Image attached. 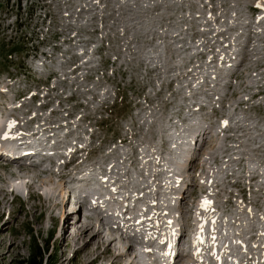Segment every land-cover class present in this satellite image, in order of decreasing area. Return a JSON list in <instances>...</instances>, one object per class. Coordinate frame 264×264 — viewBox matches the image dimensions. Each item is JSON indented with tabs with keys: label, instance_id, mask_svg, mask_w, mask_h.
I'll return each mask as SVG.
<instances>
[{
	"label": "rangeland",
	"instance_id": "1",
	"mask_svg": "<svg viewBox=\"0 0 264 264\" xmlns=\"http://www.w3.org/2000/svg\"><path fill=\"white\" fill-rule=\"evenodd\" d=\"M194 1L0 0V86L11 92L9 99L24 98L32 90L48 94L43 106L29 98L24 101L39 112L52 105L51 110H61L44 116L48 123L57 118L58 123L68 122L69 128L75 125L78 154L73 157L91 161V175L105 172L110 178H123L131 189L155 179V191L169 197L161 186L168 178L167 169L183 174L182 167L186 169L191 158L186 154L194 149L196 161L190 160L194 167L185 181L194 185L189 189L195 195L188 201L195 210L208 199L207 207L194 214L205 218V251L215 264L209 244L213 241L210 217L217 210L220 220L212 224L219 229V239L231 246L245 223L251 232L256 231L255 225H264V21L252 27V21H242L237 31L233 29L237 21L230 23L232 16L227 18L226 10L218 13L225 15L218 22L219 15L205 8L206 0ZM254 1L258 0H239L234 11L246 16L248 3L252 10ZM261 16L264 18V12ZM229 42L246 62L243 59V65L225 67L208 63L217 53L226 58ZM203 50L211 52L207 58ZM37 59H43L41 73L32 69ZM3 98L0 94V100ZM149 152L156 153L157 164L145 170L149 163H142L145 158L139 156ZM4 163L0 160V186L11 190L5 179L13 182L15 177ZM62 173L69 174V170ZM30 174L36 173H28L26 178L32 179ZM22 177L17 183L20 187L26 183L25 174ZM42 178L45 183L40 184L44 185L38 186V180L37 187L43 195L32 189L28 198L24 188L20 195L9 193L6 199L0 193V264H26L34 257L44 264H122L126 254L113 259L117 253L113 247L90 262L104 250L105 232L78 252L90 232L78 240L74 232L87 218L88 224L95 228L100 224L102 229L103 218L83 219L84 214L92 213L85 206L82 218L69 217L73 203L70 197L66 208L65 177L51 173ZM109 187L112 193L103 201L113 207L115 190ZM176 195L172 193V204ZM164 199L158 197L160 207L169 204ZM188 207L185 211L191 217L193 211ZM229 251L234 253L231 264H237V249Z\"/></svg>",
	"mask_w": 264,
	"mask_h": 264
},
{
	"label": "bare ground",
	"instance_id": "2",
	"mask_svg": "<svg viewBox=\"0 0 264 264\" xmlns=\"http://www.w3.org/2000/svg\"><path fill=\"white\" fill-rule=\"evenodd\" d=\"M194 1V0H193ZM203 1V0H202ZM205 1V0H204ZM215 1V0H214ZM251 1V0H250ZM175 2V1H174ZM195 2V1H194ZM206 3H207V0L205 1ZM236 2L238 3L239 2V0H218L216 3L215 2H212L213 3V5H211L212 3H210L209 5H211V7H210V10L212 11V12H216V13H220L221 14V12H222V8H223V10H226V12H225V14L227 15V10H229V12H230V10H234V7H235V5H236ZM254 2H257V1H254ZM178 3V2H177ZM196 3H199V2H196ZM201 3V2H200ZM204 3V2H203ZM175 4H176V2H175ZM208 4V3H207ZM261 4L262 5H264V3H262L261 2ZM180 5V4H179ZM186 5V4H185ZM199 5V4H198ZM251 4L250 3H248V5H247V8H249V6H250ZM262 5H260L261 7H263L264 8V6H262ZM176 6V5H175ZM177 6H178V4H177ZM200 6V5H199ZM206 6V5H205ZM182 7V6H181ZM252 7H253V9H252V11H256L257 12V10H255L254 8L256 7V8H259L258 7V5H252ZM205 8H207V7H205ZM176 9V8H175ZM180 9V8H179ZM178 9V10H179ZM201 9H202V7H201ZM250 9V8H249ZM177 10V12H179ZM181 10V9H180ZM251 10V9H250ZM264 10V9H263ZM176 12V13H177ZM190 12V11H189ZM182 13V12H181ZM204 13V12H203ZM203 13H201V14H203ZM178 14V13H177ZM176 14V15H177ZM200 14V13H199ZM235 14V13H234ZM183 15V14H182ZM214 15V14H213ZM225 16V15H224ZM223 16V17H224ZM173 17V16H172ZM229 16H227V18H228ZM226 18V19H227ZM244 18H245V16L243 15V14H240V13H236L234 16H232L228 21L230 22V23H232L233 21L234 22H236L237 20H239V22H237L236 24L237 25H235L234 27H233V29L234 30H240V28L242 27L241 25H239V24H241V22L242 21H244V22H246V21H252V18H250V20H244ZM219 19V18H218ZM215 20L216 21H218L217 20V17L215 18ZM236 20V21H235ZM242 20V21H241ZM223 20H221V21H219V22H222ZM225 21V20H224ZM264 21V18H263V16H261V17H259L258 19H257V21H254V23H253V26L255 25V23L256 24H259V23H261V22H263ZM174 22V21H173ZM226 23V22H225ZM173 24V23H172ZM175 24V23H174ZM233 24V23H232ZM251 24V23H250ZM250 24H249V26H250ZM198 25H201L200 23L198 24ZM230 25V24H229ZM247 25V24H246ZM173 26V25H172ZM204 26H205V24H204ZM248 26V25H247ZM263 26V25H262ZM244 27V26H243ZM197 28H199V26L197 27ZM222 28V27H221ZM227 28V27H226ZM218 29V28H217ZM229 29V28H228ZM228 29H224L223 28V30L225 31V32H227V31H230V30H232L231 28H230V30H228ZM198 31H200V33L202 32L201 30H199V29H197ZM216 29H214V31H215ZM219 30V29H218ZM259 30H263V28L262 29H259ZM197 31V32H198ZM206 31V30H205ZM204 31V32H205ZM211 31H212V29H211ZM195 32H196V30H195ZM220 32V31H219ZM223 32V31H222ZM225 32L223 33L224 35H225ZM199 33V34H200ZM206 33H208V32H206ZM206 33H204V34H206ZM212 33V32H211ZM210 32H209V34H211ZM260 33H262V32H260ZM243 32H240V37H243ZM194 35H196V34H194ZM200 35H202V34H200ZM199 35V37H201ZM198 36V35H197ZM219 36V35H218ZM261 36V35H260ZM264 36V35H263ZM188 37V36H187ZM198 37V38H199ZM224 37V36H223ZM226 37V36H225ZM202 38H203V36H202ZM218 38H220V36L218 37ZM222 38V37H221ZM220 38V39H221ZM256 38V37H255ZM264 38V37H263ZM208 39V41H209V37L207 38ZM228 39V38H227ZM240 39V38H239ZM195 40V39H194ZM193 40V41H194ZM202 40V39H201ZM206 40V39H205ZM237 40V39H236ZM200 41V40H199ZM207 41V42H208ZM216 41H218V40H216ZM215 41V42H216ZM226 41H228V40H226ZM230 41H231V39H230ZM242 41V40H241ZM203 42H205V41H203ZM212 42L213 41H211V43L210 44H212ZM219 42V41H218ZM217 42V43H218ZM221 42H223V40L221 41ZM220 42V43H221ZM176 43V42H175ZM202 42H200V44H201ZM219 43V44H220ZM205 44V43H204ZM208 44V43H207ZM214 44V43H213ZM233 44V43H232ZM239 44V43H238ZM243 44V43H242ZM227 45V44H226ZM213 46V45H212ZM200 47V46H199ZM204 47V46H203ZM214 47H215V44H214ZM221 47H222V45H221ZM239 47V46H238ZM191 48V47H190ZM205 49H206V46L204 47ZM207 48H210V47H207ZM212 48V47H211ZM218 47H217V45H216V49H217ZM223 48V47H222ZM222 48H221V50H222ZM240 48H241V45H240ZM264 48V47H263ZM185 49V48H184ZM196 49H197V46H196ZM203 49V48H202ZM215 49V50H216ZM219 49H220V46H219ZM228 49V48H227ZM261 49V48H260ZM189 50V49H188ZM191 50V49H190ZM212 50H213V48H212ZM225 50V49H224ZM239 50V49H238ZM200 51V50H199ZM203 51H205L206 52V50H203ZM208 51V50H207ZM210 51H211V49H210ZM209 51V52H210ZM217 51V50H216ZM227 51V50H226ZM237 51V50H236ZM204 52V53H205ZM212 52V51H211ZM210 52V53H211ZM219 52H221V51H219ZM255 53H258V51H254ZM254 52H252L253 54H254ZM215 53V52H214ZM213 53V54H214ZM251 53V54H252ZM199 54V53H198ZM220 54V53H219ZM222 54V53H221ZM217 55V54H216ZM246 55V54H245ZM255 55V54H254ZM186 56V55H185ZM197 56V55H196ZM201 56H202V54H201ZM218 56V55H217ZM255 57V56H254ZM220 58H221V56H220ZM224 58V57H223ZM231 58V57H230ZM192 59V58H191ZM197 59V58H196ZM195 59V60H196ZM244 58H241L238 62H237V64L238 65H243V62H244V60H243ZM193 61V60H192ZM198 61V60H197ZM195 62V63H199V62ZM260 61V60H259ZM207 62V61H206ZM226 61H222V63H225ZM245 62H246V60H245ZM244 62V63H245ZM189 63V62H188ZM202 63V62H201ZM260 63V62H259ZM262 63V62H261ZM185 64H187V63H185ZM254 64V63H253ZM2 92L0 91V94H1ZM34 98V97H33ZM37 97H35L34 99H36ZM43 98H45L46 99V97H43ZM48 99V98H47ZM36 100H38V98L36 99ZM45 102H46V100H45ZM45 102H43V103H45ZM49 103H50V101H49ZM48 104V103H47ZM30 109H33V108H30ZM31 113V110H28V114H30ZM36 113H38L37 112V110H36V112L34 113V115H31L30 116V119L29 120H31V121H33L34 119H35V115H36ZM12 116H14V114H11ZM38 115V114H37ZM27 122V121H26ZM5 118H3L2 120H0V145L1 146H3V149H11V150H14V149H16V148H19V146H25L22 142L21 143H15L14 141H15V139H10V140H6V138H5V136L3 135V134H5L6 132H7V130H8V128H9V126H10V123H5ZM68 123V122H67ZM22 124H24L23 122H22ZM12 126V125H11ZM27 128H29V127H27ZM32 134H35V133H32ZM196 142H197V140H196ZM1 149V148H0ZM192 153H195V150L194 149H190V150H188V153L186 154V155H188V156H190L191 158H190V160H192V161H196V159H193L192 157ZM2 159H4V157H3V152L0 150V160H2ZM24 158L23 157H20V158H13V159H9V160H6V159H4V161H5V163H4V167L5 168H10V170H11V168L12 167H15V166H17L16 168L18 169V171H16V172H14V171H12L11 170V173L9 174V175H11V177H19V176H23L24 174H25V178H26V175L28 174V173H36V174H34V176H32L33 174H30L31 176H32V179L30 180V182H29V180L27 181V183H26V185H27V187L29 188V190H32V189H35V187H36V184H37V180H39V183H38V186H39V184H40V181L42 182V183H45V182H43L45 179H43L42 178V180L41 179H39L40 177H41V175H40V171L37 169V168H35V169H33L34 167H31V165H26L25 163H24ZM187 160H189V159H187ZM186 160V161H187ZM188 161V166H187V168L185 169L184 167H182L183 168V170H181L182 172H184L186 175H187V173L190 171V169L192 168V167H194V164H191V161ZM154 164H155V161H154ZM155 166H156V164H155ZM168 168V167H167ZM167 171H168V178H167V183L163 186V191L167 194V195H169V196H172V193H178V191L182 188V187H185V190L184 191H182V193L178 196V200H177V203H176V208L179 210V212L181 213V214H183V212H184V210H185V208L186 207H188V206H190L191 205V203L188 201V199L190 198V197H193L195 194H194V189L193 190H190L189 188H190V186H193V185H191L190 183L189 184H187L186 183V181H185V178H186V175L185 176H179V179H178V181L177 182H180V184H178L179 186H177V185H175L174 184V175H172V169H167ZM21 172V174H19ZM23 173V174H22ZM6 175V174H5ZM3 176V175H2ZM8 177V176H7ZM29 177V176H28ZM181 177V178H180ZM6 178V177H5ZM23 178V177H22ZM31 178V177H30ZM8 178H6L5 179V182L6 183H8V185L10 184V181H9V179L7 180ZM51 179V178H50ZM52 180V179H51ZM24 182H26V181H24ZM50 182H52V181H50ZM2 183V182H1ZM12 183V182H11ZM25 184V183H24ZM7 185V186H8ZM41 185V184H40ZM44 185V184H43ZM43 185H41V186H43ZM4 186H6V185H4ZM4 186H0V193H2V195H1V198L3 197V199H6V195H8L9 193H13V194H15V192H16V194L17 195H20V193L22 192V186L20 187V185L19 186H16L15 187V190L14 189H12V190H9V189H6ZM10 187V186H9ZM194 187V186H193ZM65 189H66V187H63V190L62 189H59L60 191L62 190V194H63V192H65ZM77 189V187L76 188H72V189H68V192H69V198H67V202L66 203H68V205H67V209H68V207H69V199H70V193H71V191H74V190H76ZM59 191V192H60ZM34 192V191H33ZM120 193V191H116V194H119ZM31 194H32V192H31ZM60 194V193H59ZM146 194H148V193H146ZM144 195H145V193H144ZM34 196V195H33ZM143 197V196H142ZM130 198V196L127 198V201H128V199ZM66 199V196H64L63 195V200H65ZM62 200V201H63ZM121 200V199H120ZM166 200H169V198H166ZM6 200H4V202H5ZM143 200H140V197L138 196L137 198H136V201L134 202V203H138V204H140L141 202H142ZM64 202V201H63ZM124 202H125V199H122L121 201H120V203H122V204H124ZM6 203V202H5ZM157 203L153 200V203H151V205L155 208L157 205H156ZM55 205H57V204H55ZM60 205V204H59ZM61 205H63V204H61ZM83 205H84V203H81L80 205L78 204L77 205V208H75V209H73V210H69L68 211V213H69V217H72V216H76V219L78 220V217H81L82 218V214L80 213L81 212V210H82V207H83ZM126 206H128V205H126ZM136 208H135V206L131 209V210H135ZM127 210V209H126ZM125 212H127V211H125ZM80 213V214H79ZM159 213V212H158ZM133 215H135V214H133ZM154 217H156V215H154ZM103 218V217H102ZM102 218H99L100 220L102 219ZM134 218V217H133ZM88 219V218H87ZM87 219H85L86 221H87ZM80 221V220H79ZM78 221V222H79ZM86 221H84L83 222V224L80 226V227H78L77 228V230L74 232V236L77 238V240L78 239H80L81 237H83L84 235H86L87 234V232H90V236H89V238H88V240L86 241V242H84V244L82 245V246H79V248L77 249L78 250V252L79 251H81V250H83L84 248H85V246L87 245V244H89V243H91L95 238H97V237H100V236H102V234H104V232L107 234L106 236H107V242L105 243V248H104V250L102 251V252H100V253H98L97 255H96V257L94 258V259H92L90 262H94L95 260H97L98 258H100L101 257V255L102 254H104V252H106V251H108L111 247H113L116 251H117V253H114L113 254V259H121V258H123L122 256H124L125 254H126V257L128 258V257H130L131 256V260H129V263H126V264H137L138 262H139V255L138 254H134L133 256H132V252L134 251V243H132L131 242V238H130V235H129V233H128V231H125V235H123V234H121V236H119V233H120V230L119 229H111V228H109V229H106L105 227H103L102 229L100 228V224H99V226L97 227V228H95V226H93V225H90V224H88ZM133 222V221H132ZM81 224V223H80ZM105 225V224H104ZM88 235V234H87ZM186 235H187V230L185 229V230H183L182 232H181V235L178 237V239H179V242H178V252L175 254V256L172 258L173 259V261L171 262V264H189V252H187V253H182V251L184 250V247H183V239L186 237ZM238 235H240V233H238ZM74 238V237H73ZM3 239H5V236H4V234H3ZM98 239V238H97ZM124 241H128L129 242V245L128 246H126V245H124ZM11 246H12V244H11ZM99 246L100 245H98V247H97V249L99 248ZM119 251V252H118ZM8 252H9V250H8ZM149 255V254H148ZM257 257L258 256H255V255H253V258L254 259H252V261L253 262H257ZM169 258V250H168V253H167V255H166V257H165V259H168ZM188 259V260H187ZM154 262H156V258L155 257H149L147 260H144V263H146V264H151V263H154ZM120 263H122V262H120ZM113 264V263H112ZM117 264H118V262H117ZM123 264V263H122Z\"/></svg>",
	"mask_w": 264,
	"mask_h": 264
},
{
	"label": "trees",
	"instance_id": "3",
	"mask_svg": "<svg viewBox=\"0 0 264 264\" xmlns=\"http://www.w3.org/2000/svg\"><path fill=\"white\" fill-rule=\"evenodd\" d=\"M6 45L7 44H5L4 45V47H6ZM23 49V47H21V49L20 50H22ZM36 258H38V257H34V260H31L30 262H27L26 264H44L43 263V260H39V262H37V259ZM42 258V257H41Z\"/></svg>",
	"mask_w": 264,
	"mask_h": 264
},
{
	"label": "snow or ice",
	"instance_id": "4",
	"mask_svg": "<svg viewBox=\"0 0 264 264\" xmlns=\"http://www.w3.org/2000/svg\"><path fill=\"white\" fill-rule=\"evenodd\" d=\"M207 204H208V202L207 201H204V203L202 204V207L206 206Z\"/></svg>",
	"mask_w": 264,
	"mask_h": 264
}]
</instances>
